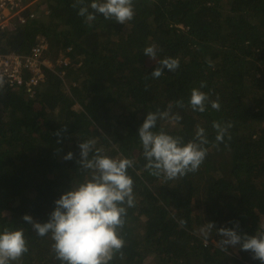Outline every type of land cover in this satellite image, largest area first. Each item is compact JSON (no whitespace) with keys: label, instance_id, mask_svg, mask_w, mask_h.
I'll list each match as a JSON object with an SVG mask.
<instances>
[{"label":"trees","instance_id":"1","mask_svg":"<svg viewBox=\"0 0 264 264\" xmlns=\"http://www.w3.org/2000/svg\"><path fill=\"white\" fill-rule=\"evenodd\" d=\"M43 2L47 14L0 30L1 52L27 53L44 37L46 56L71 59L65 79L46 69L34 96L0 88V232L22 228L29 247L13 264H60L50 235L38 236L23 217L47 222L55 201L90 178L77 163L89 139L103 155L134 161L135 206L120 230L123 256L111 264H148L150 256L154 264H261L239 246L222 250L216 230L238 222L240 234L264 232V0H135L126 25L97 15L91 27L74 0ZM153 44L156 60L144 54ZM168 57L179 68L151 77ZM201 81L210 100L219 97V111L210 103L203 113L191 109ZM177 100L185 107L172 111L182 119L158 120L153 131L187 143L199 125L210 143L197 172L165 180L146 170L138 129L149 112ZM213 121L233 125L218 147ZM68 152L73 159H64ZM207 223L215 228L205 236Z\"/></svg>","mask_w":264,"mask_h":264},{"label":"clouds","instance_id":"2","mask_svg":"<svg viewBox=\"0 0 264 264\" xmlns=\"http://www.w3.org/2000/svg\"><path fill=\"white\" fill-rule=\"evenodd\" d=\"M72 7L78 8V15L83 17L90 27L97 15L123 25L135 16V0H91V3H86V0H74ZM144 54L156 60L157 46L153 44L146 47ZM159 63L160 66L151 73V77L156 79L163 75L165 68L175 72L180 62L168 57ZM206 63L209 67H214L210 58ZM3 86L4 80L0 78V88ZM205 87L207 83L201 81L199 88L191 90V109L203 113L210 103L212 109L219 111V97L210 100L209 94L200 90ZM174 107H185L184 101L170 102L166 111L149 112L138 129L143 156L147 161L146 170L152 176L163 177L165 180H177L197 172L208 155L206 145L210 143L205 129L199 125L196 127L194 138L187 143L182 136L170 135L163 129L153 131L158 120L179 122L182 119L178 113L172 111ZM212 127L216 132L215 146L224 143L226 136L231 139V122L221 124L219 121H213ZM60 134L56 133L58 136ZM79 148L81 158L77 163L80 169L90 173V178H86L78 186L71 187L55 201V209L49 214L47 222H36L27 214L23 220L32 225L38 236L50 235L53 241L52 251L60 264H111L117 254L123 256L125 240L120 230L126 223L128 208L135 206L134 181L128 174V169L134 166V161L103 155V150L96 148L95 139L81 142ZM73 157L74 153L68 152L64 159L71 160ZM178 223L181 227L187 225L184 219H180ZM239 227V223L234 222L233 228L217 229V235L223 237L218 245L225 251L229 246H239L240 250L250 252L254 260L264 264V232H257L256 235L240 234ZM212 228H215V225L207 223L201 232L207 236L208 230ZM28 251V242L22 228H5L0 232V264L21 261Z\"/></svg>","mask_w":264,"mask_h":264},{"label":"built area","instance_id":"3","mask_svg":"<svg viewBox=\"0 0 264 264\" xmlns=\"http://www.w3.org/2000/svg\"><path fill=\"white\" fill-rule=\"evenodd\" d=\"M37 3L38 0H0V30L10 29L37 17L38 11L34 7ZM47 50L48 44L41 37L27 53L0 51V78H3L4 84L21 87L27 94L34 96L46 77V69L53 70L65 79V67L71 62L70 56L62 52L52 60L45 55Z\"/></svg>","mask_w":264,"mask_h":264},{"label":"rangeland","instance_id":"4","mask_svg":"<svg viewBox=\"0 0 264 264\" xmlns=\"http://www.w3.org/2000/svg\"><path fill=\"white\" fill-rule=\"evenodd\" d=\"M34 7H36V10L37 11H45V14H47L48 13V8H47V4H45L44 2H43V0H38V3L37 4H35L34 5ZM46 17L47 16H44V18L46 19ZM48 57V56H47ZM49 58V57H48ZM51 59V58H50ZM67 82V81H66ZM68 82L66 83V87H68ZM148 262V264H151V263H153L154 264V259H153V256H150L149 258H148V260H147Z\"/></svg>","mask_w":264,"mask_h":264}]
</instances>
